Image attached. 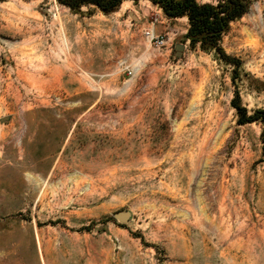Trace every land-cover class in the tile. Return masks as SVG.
<instances>
[{"label":"rangeland","instance_id":"374dc122","mask_svg":"<svg viewBox=\"0 0 264 264\" xmlns=\"http://www.w3.org/2000/svg\"><path fill=\"white\" fill-rule=\"evenodd\" d=\"M263 2L221 54L150 0H0V264H264Z\"/></svg>","mask_w":264,"mask_h":264},{"label":"trees","instance_id":"16d2710c","mask_svg":"<svg viewBox=\"0 0 264 264\" xmlns=\"http://www.w3.org/2000/svg\"><path fill=\"white\" fill-rule=\"evenodd\" d=\"M71 9L78 10L82 5H94L104 12L112 11L122 0H58ZM159 5L169 17L186 16L188 30L186 38L191 46L201 49L214 48L224 54L220 47L222 34L228 29L230 21L242 16L248 6V0H219L216 4L197 0H150ZM226 56V55H223ZM232 105L239 114V122L246 123L257 119L264 110H256L247 115L245 107L239 103L238 92L232 99Z\"/></svg>","mask_w":264,"mask_h":264},{"label":"water","instance_id":"95a60500","mask_svg":"<svg viewBox=\"0 0 264 264\" xmlns=\"http://www.w3.org/2000/svg\"><path fill=\"white\" fill-rule=\"evenodd\" d=\"M199 1V0H197ZM263 8H264V2H263ZM130 16L133 19H136L135 15L133 13H130ZM176 49L178 50L177 54H181V50H183V45L181 44H177ZM114 217L119 220L121 223H125V224H129L130 220H129V212L126 210H119L117 212L114 213Z\"/></svg>","mask_w":264,"mask_h":264},{"label":"built area","instance_id":"2783aa9c","mask_svg":"<svg viewBox=\"0 0 264 264\" xmlns=\"http://www.w3.org/2000/svg\"><path fill=\"white\" fill-rule=\"evenodd\" d=\"M145 34L151 41H153L157 45H163L165 43V39L163 37L154 35L150 31H146ZM128 74H132V71L130 69L128 70Z\"/></svg>","mask_w":264,"mask_h":264}]
</instances>
